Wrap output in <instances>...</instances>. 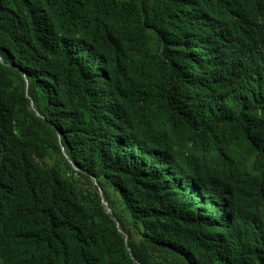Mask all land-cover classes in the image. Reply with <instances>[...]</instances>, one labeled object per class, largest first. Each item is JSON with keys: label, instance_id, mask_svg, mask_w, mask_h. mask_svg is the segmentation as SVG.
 <instances>
[{"label": "trees", "instance_id": "obj_1", "mask_svg": "<svg viewBox=\"0 0 264 264\" xmlns=\"http://www.w3.org/2000/svg\"><path fill=\"white\" fill-rule=\"evenodd\" d=\"M138 263L264 264V0H0V264Z\"/></svg>", "mask_w": 264, "mask_h": 264}, {"label": "water", "instance_id": "obj_2", "mask_svg": "<svg viewBox=\"0 0 264 264\" xmlns=\"http://www.w3.org/2000/svg\"><path fill=\"white\" fill-rule=\"evenodd\" d=\"M36 114H38V112L36 111ZM98 192H99V195L101 197V203L104 205V207L106 208V212L112 214V211L110 209V207L108 206V203L104 200L103 198V192L100 188H98ZM116 226H118V223H116ZM120 232L122 234H124V237H125V241L127 240V236L125 235V233L123 231L120 230ZM139 264V263H138Z\"/></svg>", "mask_w": 264, "mask_h": 264}]
</instances>
